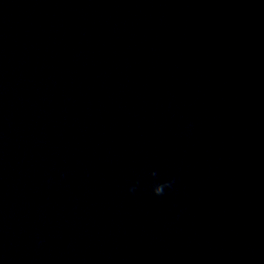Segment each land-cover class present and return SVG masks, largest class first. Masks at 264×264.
I'll use <instances>...</instances> for the list:
<instances>
[{
	"label": "water",
	"instance_id": "water-1",
	"mask_svg": "<svg viewBox=\"0 0 264 264\" xmlns=\"http://www.w3.org/2000/svg\"><path fill=\"white\" fill-rule=\"evenodd\" d=\"M0 264H264V0H0Z\"/></svg>",
	"mask_w": 264,
	"mask_h": 264
},
{
	"label": "clouds",
	"instance_id": "clouds-1",
	"mask_svg": "<svg viewBox=\"0 0 264 264\" xmlns=\"http://www.w3.org/2000/svg\"><path fill=\"white\" fill-rule=\"evenodd\" d=\"M151 176L155 177L156 176V173L155 172H152L150 174ZM174 183V180L170 179V180H165L163 182H159V183H154L152 186H151V191H152V194L156 197H160L162 195H164L165 193V189H171L172 188V185ZM136 190V185H132L128 188V191L130 193H133L135 192Z\"/></svg>",
	"mask_w": 264,
	"mask_h": 264
}]
</instances>
